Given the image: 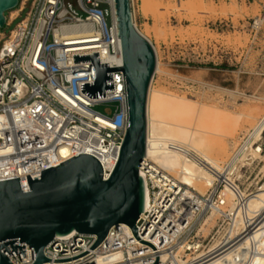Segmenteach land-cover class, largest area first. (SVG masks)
<instances>
[{"label":"built area","instance_id":"built-area-1","mask_svg":"<svg viewBox=\"0 0 264 264\" xmlns=\"http://www.w3.org/2000/svg\"><path fill=\"white\" fill-rule=\"evenodd\" d=\"M76 2L83 15L66 0H19L15 15H5V26L29 3L25 17L8 35L0 30V181L19 178L24 192L28 191L23 186V180L28 186L26 176L37 180L41 171L59 165L52 166L54 161L79 154L95 157L103 179L108 178L111 170L105 169L102 161L116 164L124 139L127 108L122 71L112 72L114 91L105 92V98L90 99L79 86L92 82L90 63L73 64L72 59V54L98 51L100 63L108 62V68L123 66L114 0ZM259 24L254 21L253 28ZM97 105L107 106V111H96ZM138 172L151 200L135 223L136 233L155 248L156 264H209L241 239H223L214 249L209 248L223 232L221 221L206 236L198 234L199 218L219 202L223 182H216L214 194L209 191L199 196V205L197 194L189 197L174 186L163 189L153 183L166 179L144 160ZM95 241V235L75 232L55 238L45 247L44 255L54 260L72 258ZM20 244L25 245V257L10 250L5 253L8 260L33 264L34 249ZM155 259L151 247L138 242L126 224H117L83 256L43 264H153Z\"/></svg>","mask_w":264,"mask_h":264},{"label":"water","instance_id":"water-1","mask_svg":"<svg viewBox=\"0 0 264 264\" xmlns=\"http://www.w3.org/2000/svg\"><path fill=\"white\" fill-rule=\"evenodd\" d=\"M19 0H0V29L5 27V14L14 10ZM121 41L123 66L108 68L100 63L98 51L72 54L73 64L90 63L92 82L79 83L80 92L90 99L105 98L114 91L113 71L124 77L127 125L119 157L105 180L98 160L79 154L41 171L39 179L26 176L28 191L20 187L19 178L0 181V264H12L5 253L22 252L26 243L36 254L33 264L64 262L91 251L117 224H126L135 239V223L145 205V186L138 166L146 149V101L156 57L152 45L137 31L132 19L130 0H114ZM72 232L96 236L85 252L68 259H48L45 247L57 237Z\"/></svg>","mask_w":264,"mask_h":264},{"label":"rangeland","instance_id":"rangeland-1","mask_svg":"<svg viewBox=\"0 0 264 264\" xmlns=\"http://www.w3.org/2000/svg\"><path fill=\"white\" fill-rule=\"evenodd\" d=\"M66 2L83 15L76 0ZM153 2H160L163 9H154ZM28 10L29 3L10 26L0 29L5 36ZM134 10L138 28L158 52L160 72L154 75V89L192 100L196 105H214L228 118H241L238 124L232 119L227 123L228 155L223 158L227 159L237 142L251 132L252 119L238 114L252 112L258 117L264 111V0H134ZM9 13L15 14L12 10L5 15ZM256 20L260 24L253 28ZM94 109L104 113L107 106L97 105ZM258 144L262 153L251 166L241 169L236 180L248 195L264 183V131ZM207 187L198 186L200 192H206Z\"/></svg>","mask_w":264,"mask_h":264},{"label":"bare ground","instance_id":"bare-ground-1","mask_svg":"<svg viewBox=\"0 0 264 264\" xmlns=\"http://www.w3.org/2000/svg\"><path fill=\"white\" fill-rule=\"evenodd\" d=\"M130 5L135 28L152 45L156 57L146 101V149L143 160L166 180H154L153 183L163 189L174 186V190H181L189 197L196 196V190L200 192L198 186H208L206 192L197 194L196 201L202 205L199 196L207 195L209 191L214 194L216 182H223L219 193L221 203L210 206L208 212L200 216L198 234L206 236L211 232L209 226L213 222L218 225L221 221L225 224L222 226L223 232L218 233L219 237L214 238L209 248L214 249L223 239H230V242L241 239L219 253L209 264H264V183L249 195L236 184L241 169L251 166L262 153L258 141L264 131V111L258 117L253 116L252 112L238 114L239 117L252 119L251 132L237 142L230 156L224 160L228 155L226 139L230 137L227 123L232 119L234 124H238L241 118H228L223 109L214 105H196L192 100L154 89V75L160 72L158 52L147 34L137 26L134 0ZM151 5L156 10L163 9L160 2ZM249 120L247 122L251 123ZM76 147L82 146L76 143ZM61 161H54L52 166ZM102 162L104 168L111 171L116 165L114 162ZM220 174L222 177L219 179ZM23 186L28 190L24 180ZM150 200L145 186V210L149 208Z\"/></svg>","mask_w":264,"mask_h":264},{"label":"crops","instance_id":"crops-1","mask_svg":"<svg viewBox=\"0 0 264 264\" xmlns=\"http://www.w3.org/2000/svg\"><path fill=\"white\" fill-rule=\"evenodd\" d=\"M16 13V12H15ZM15 14H13V16H14Z\"/></svg>","mask_w":264,"mask_h":264}]
</instances>
